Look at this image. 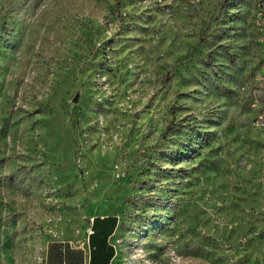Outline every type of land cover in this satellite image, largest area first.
<instances>
[{
	"label": "rangeland",
	"instance_id": "rangeland-1",
	"mask_svg": "<svg viewBox=\"0 0 264 264\" xmlns=\"http://www.w3.org/2000/svg\"><path fill=\"white\" fill-rule=\"evenodd\" d=\"M259 0H0V264L94 215L116 264H264Z\"/></svg>",
	"mask_w": 264,
	"mask_h": 264
},
{
	"label": "crops",
	"instance_id": "crops-1",
	"mask_svg": "<svg viewBox=\"0 0 264 264\" xmlns=\"http://www.w3.org/2000/svg\"><path fill=\"white\" fill-rule=\"evenodd\" d=\"M89 232L79 242L53 240L48 244L45 264H116L120 219L115 214L90 217Z\"/></svg>",
	"mask_w": 264,
	"mask_h": 264
},
{
	"label": "built area",
	"instance_id": "built-area-1",
	"mask_svg": "<svg viewBox=\"0 0 264 264\" xmlns=\"http://www.w3.org/2000/svg\"><path fill=\"white\" fill-rule=\"evenodd\" d=\"M258 15L261 19H264V0H259ZM256 124L258 126L264 125V106L260 109L259 113L255 117Z\"/></svg>",
	"mask_w": 264,
	"mask_h": 264
}]
</instances>
